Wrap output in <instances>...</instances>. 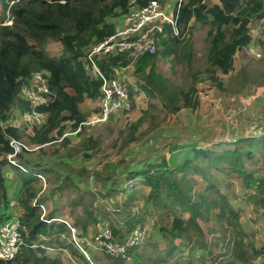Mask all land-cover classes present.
<instances>
[{"label": "trees", "instance_id": "obj_1", "mask_svg": "<svg viewBox=\"0 0 264 264\" xmlns=\"http://www.w3.org/2000/svg\"><path fill=\"white\" fill-rule=\"evenodd\" d=\"M128 1L17 0L11 5L0 2V222L12 216L5 196L6 167L20 177L23 193L18 204L20 249L12 260L0 259V264H65L61 257L51 256L46 247L54 236L58 240L67 222L54 216V212L41 209L38 196L42 168L28 162L26 156L30 147L42 148L58 138L66 144L63 133L67 122L72 130L87 126L85 120L93 108L83 112L81 106L86 101L99 99L102 80L88 72L86 63L89 61L84 57L90 45L115 33L116 25L109 19L125 13ZM171 16L175 24L164 25L163 32L157 35L154 54L142 53L136 59L127 53L95 57L98 71L107 79L114 76L115 70L133 66V83L136 82L137 88L133 83L128 84L131 109H134L136 91L140 90L148 98V107L120 131L121 150L137 141L138 129L156 103L169 113L183 108L197 110L200 82L208 81L214 88L224 90L223 78L233 70L235 54L251 41L249 24L264 16V0H181ZM7 17L11 23L3 24ZM192 22L205 27L206 49L197 63H194ZM47 41L58 43L60 52L49 55L42 47ZM168 59L185 70L180 84L172 82L160 68L162 60ZM36 72L48 73L47 84L53 95L48 105L37 107L47 113L46 120L31 131L4 124L14 105L19 112L29 109L19 93ZM11 141L20 145L18 153H14ZM91 142L90 137H84L83 147L89 148ZM166 146L171 154L179 151L182 159L177 161L175 155L160 157L139 169L126 170L116 180L105 173V180L113 183L106 194L123 191L118 185L126 180L133 186L135 183L146 186L145 204L155 209L160 220L157 219L159 240L146 246L153 253L152 257L147 255L143 245L129 248L124 257L114 259L131 261L134 258L151 264H195L200 256H195L193 238L201 237V242L206 241L202 224L211 220L213 214L219 223L232 222L239 236L228 243L233 255L229 264H255V258H250L249 254L256 257L263 250L245 241L239 223L241 211L234 209L221 191L223 181L219 177L230 178L235 174L246 188L254 187L257 200L253 201L250 193L247 199L257 205L264 216V130L259 134L230 135L222 141H208L204 145L169 142ZM7 155H11V159ZM252 166L262 171L263 176L254 178ZM135 202L130 191L121 203L128 211L123 228L109 226L114 236L121 237L135 225L143 224L141 211L135 213L133 209ZM79 204L83 213L80 228L83 231L95 228L98 220L93 212L94 197L91 196L88 203L81 198Z\"/></svg>", "mask_w": 264, "mask_h": 264}, {"label": "rangeland", "instance_id": "obj_2", "mask_svg": "<svg viewBox=\"0 0 264 264\" xmlns=\"http://www.w3.org/2000/svg\"><path fill=\"white\" fill-rule=\"evenodd\" d=\"M160 1L164 3L165 0ZM109 21L117 26L120 17L110 18ZM191 28L194 39V63H197L206 49L205 27L198 22H192ZM258 39L255 38V51L259 56L250 53L245 47L235 54L234 68L223 78V91L214 88L208 81L200 82L197 110L183 108L177 113H169L156 103L155 109L138 129L137 141L131 143L125 150L120 149V131L127 123L136 120L148 107V98L145 94L143 110L134 108L120 112L119 116L109 118L101 124H87L83 129L77 130H72L70 123L67 122L63 133L66 144H62L61 138H58L56 142L45 144L42 148L32 146L26 158L28 162L38 164L42 168L39 182L41 191L38 196L41 209L55 212L58 219L80 227L83 217L80 199L88 203L93 196L95 203L93 212L97 215L98 225L95 228L89 227L86 232L89 234L92 232L90 230L95 231L103 225L99 224L101 222L123 228L128 211L121 206V203L131 191L136 201L133 209H136L135 213L141 211L143 223L141 225L148 229L146 245L142 246L146 248L147 255L152 257L153 253L146 246L159 240L157 232L159 215L150 204H145L148 188L136 183L129 187L126 180L118 185L123 191H111L106 194L113 183L105 180V173L112 175L111 180H116L115 178L123 175L126 170L139 169L146 162L156 161L160 157L168 158L170 155H175V159L180 161L182 156L179 151L170 153L166 146L169 142L178 145L198 142L199 145H204L208 141L214 143L222 141V138L230 135L248 132L259 134L264 130V32ZM42 47L49 55L60 52V45L56 42L47 41ZM162 61L160 68L163 73L175 84H180L185 70L169 59ZM133 69L130 65L119 70L121 77L128 84L129 81L133 83ZM132 85L137 88L136 82ZM139 92L141 91H136L134 95ZM96 102L98 99L93 102L86 101L81 106L82 111L90 112L93 108L88 115L90 116L97 107ZM7 123L26 129L16 105L11 109L9 120L4 122ZM84 137L92 139L89 148L83 147ZM252 167L255 170L254 178L263 176L262 171ZM4 177L8 212L18 217L20 214L18 204L23 196L20 177L18 178L7 167ZM219 178L223 181L221 191L226 194L231 206L241 211L239 223L245 234V241L252 243L259 251L263 250L256 257L250 254L249 257L255 258L253 260L255 264H264V216L261 215L258 206L247 199V194L250 193L253 201H256L257 192L254 187L246 188L235 174L230 178L225 175ZM76 220L79 221L78 224L75 223ZM202 225L203 240L206 241L201 242V237L193 238L195 256H200L195 264H229L233 261V255L227 246L229 241L238 239L239 236L235 234L236 227L232 222L219 223L212 214L211 220ZM58 241L57 236L51 239L49 246L53 250L48 253L51 256L61 257L65 264H69L63 253L57 250L60 244ZM201 244L204 246L201 247ZM97 255L99 264H151L134 258L131 261H118L102 253Z\"/></svg>", "mask_w": 264, "mask_h": 264}, {"label": "built area", "instance_id": "obj_3", "mask_svg": "<svg viewBox=\"0 0 264 264\" xmlns=\"http://www.w3.org/2000/svg\"><path fill=\"white\" fill-rule=\"evenodd\" d=\"M11 5L17 0H0ZM181 0H129L125 13L120 16V22L116 26L115 33L105 37L103 40L90 45L84 60L89 61L86 67L89 73L102 80L100 97L97 102V111L85 122L96 125L108 121L114 113L125 112L131 109L130 89L115 70L114 76L105 78L98 71L95 57L115 55L116 53H127L136 59L142 53L154 54L157 49V35L163 32L165 24H175L171 12L177 7ZM6 21V22H5ZM8 17L3 24H10ZM264 32V16L255 19L249 25L251 41L245 46L250 52L259 56L255 51V38H260ZM48 73L36 72L24 84L19 97L28 103L29 109L20 112L22 121L27 130L39 127L47 117V113L37 110L40 105H48L53 95L47 84ZM2 124V123H1ZM14 153L20 151V145L11 141ZM11 159V155H7ZM127 185L132 187V182ZM95 231H83L80 227L67 223L66 229L59 232L58 240L63 241L57 246L69 264H99L97 254H105L111 258H121L126 255L129 248H138L145 244L148 229L137 224L133 229L121 237L113 235L110 227L105 222ZM19 218L11 216L0 222V259L12 260L19 252L21 245ZM44 239V238H43ZM37 246V245H34ZM48 246L46 251H52Z\"/></svg>", "mask_w": 264, "mask_h": 264}, {"label": "crops", "instance_id": "obj_4", "mask_svg": "<svg viewBox=\"0 0 264 264\" xmlns=\"http://www.w3.org/2000/svg\"><path fill=\"white\" fill-rule=\"evenodd\" d=\"M127 67H129V66H127ZM126 67V68H127ZM130 82V84H132V82L131 81H129ZM134 87H136L135 85H134ZM145 99V95L143 94V93H141V92H139L137 95H134L133 96V102H134V108H138V109H140V110H143V108H144V102H143V100ZM90 103V102H89ZM96 106H97V102H96ZM96 111H97V107H95L94 108V110H93V114L94 113H96ZM93 114H91L90 116H87V118H86V120H85V122H87L91 117H92V115ZM119 114L120 113H114V114H112V118H115V117H117V116H119ZM109 120V119H108ZM35 147H38V146H35ZM31 148V147H30ZM8 168V167H7ZM11 172H12V170L10 169V168H8ZM4 172H5V170H4ZM13 173V172H12ZM40 207H41V204H40ZM44 211V210H43ZM45 212V211H44ZM47 212V211H46ZM55 213V212H54ZM54 216H55V214H54ZM96 256H98V255H96Z\"/></svg>", "mask_w": 264, "mask_h": 264}]
</instances>
